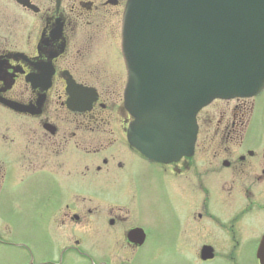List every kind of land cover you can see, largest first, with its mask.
Returning <instances> with one entry per match:
<instances>
[{
	"label": "flooded vegetation",
	"instance_id": "1",
	"mask_svg": "<svg viewBox=\"0 0 264 264\" xmlns=\"http://www.w3.org/2000/svg\"><path fill=\"white\" fill-rule=\"evenodd\" d=\"M125 3L0 0V264H165L167 246L261 264L264 87L201 108L191 154L150 160L129 141ZM150 185L174 229L135 221Z\"/></svg>",
	"mask_w": 264,
	"mask_h": 264
},
{
	"label": "water",
	"instance_id": "2",
	"mask_svg": "<svg viewBox=\"0 0 264 264\" xmlns=\"http://www.w3.org/2000/svg\"><path fill=\"white\" fill-rule=\"evenodd\" d=\"M122 37L130 139L154 159L192 152L195 114L213 98L264 84V0H128Z\"/></svg>",
	"mask_w": 264,
	"mask_h": 264
},
{
	"label": "rangeland",
	"instance_id": "3",
	"mask_svg": "<svg viewBox=\"0 0 264 264\" xmlns=\"http://www.w3.org/2000/svg\"><path fill=\"white\" fill-rule=\"evenodd\" d=\"M248 135L250 136L249 130H248ZM145 188L148 192V196L146 195L145 191L142 193V196L145 199H147L146 207H149L148 209H149L150 214L148 215V217H145V218L136 217L135 215L134 216L135 221H137L138 219L139 221H144L146 223L145 227H149V228L164 227L166 229H174V225H171L173 214H171L169 208L167 207L168 203L166 205V202L164 200V195H161V193H163L162 189L161 188L159 189L156 186H152V185L146 186ZM153 189H155L154 194L150 193V191ZM87 191L93 192V190L90 188H87ZM134 202L136 204V200ZM91 206H94V203H92ZM165 207H167L166 214H165ZM38 210L39 211L44 210L42 203L38 204ZM24 212L23 210H21L20 214H23ZM164 217H165V224H162L161 219H163ZM252 226H253L252 228L253 230L261 229L264 226V219L261 218V219L255 220ZM167 247L168 248L166 249V253H165V264H179V261L177 260L175 253L169 249L170 248L169 246ZM10 259H13V257H10ZM7 261L9 260L7 259Z\"/></svg>",
	"mask_w": 264,
	"mask_h": 264
}]
</instances>
